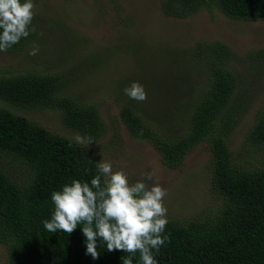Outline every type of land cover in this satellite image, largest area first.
Listing matches in <instances>:
<instances>
[{"label": "trees", "instance_id": "obj_1", "mask_svg": "<svg viewBox=\"0 0 264 264\" xmlns=\"http://www.w3.org/2000/svg\"><path fill=\"white\" fill-rule=\"evenodd\" d=\"M203 10H217L237 21L264 22V0L161 1V11L168 18L183 20ZM34 35L6 53L21 52ZM171 57L189 65L188 74L199 70L205 78L200 92L183 96L188 97L185 105L173 104L175 130L162 134L164 129L149 121V98L142 103L123 98V89L134 80L132 75L118 82L122 91L116 96L119 118L128 134L150 144L169 169L179 168L192 148L208 143L211 188L222 203L217 210L187 222L169 221L165 234L170 242L156 256L158 264H264V156L260 165L242 167L227 142L236 119L247 110L240 100L245 87L233 62L241 61L248 72L255 71L263 64L264 49L240 60L220 42L198 43L190 52ZM67 86L68 79L59 74H0V244L5 248V264H122L121 258L127 255L98 246L100 257L93 260L85 254L82 225L71 235L50 233L43 227L42 221L50 218L54 207L51 193L73 179L90 184L97 162L74 141L50 133L11 109L56 110L65 128L98 140L105 127L97 106L65 93ZM187 88L191 85L182 84L181 89ZM244 144L264 151V103ZM133 264H139L138 256Z\"/></svg>", "mask_w": 264, "mask_h": 264}, {"label": "rangeland", "instance_id": "obj_2", "mask_svg": "<svg viewBox=\"0 0 264 264\" xmlns=\"http://www.w3.org/2000/svg\"><path fill=\"white\" fill-rule=\"evenodd\" d=\"M161 1L34 0V38L19 53H0V74H59L68 79L65 93L84 104L96 105L105 127L103 136L85 150L97 163L111 161L113 171L123 167L133 182L141 179L142 173L153 172V181L167 190L164 204L168 220L179 223L211 213L222 203L211 188L209 144L192 148L179 168L165 167L157 151L145 141L133 139L122 124L116 100L122 92L118 82L132 75L133 82L142 84L151 100L149 121L154 127H162V134L173 132L177 124H173V104L185 105L193 90L200 92L205 87V78L199 70L188 74L185 69L189 65L177 63L171 56L190 52L198 43L220 42L235 58L245 59L248 53L264 49V22L232 20L217 10H203L183 20L168 18L161 11ZM33 43L39 46L35 56L29 55ZM93 58L98 60L95 64ZM233 63L245 87L240 100L247 110L233 125L228 149L240 166L254 168L261 164L264 151L244 143L264 103V60L249 72L241 61ZM184 83L191 88L181 89ZM186 94L187 99H183ZM123 98L128 97L124 94ZM11 110L75 142L77 133L62 125L58 111ZM5 262V248L0 244V264Z\"/></svg>", "mask_w": 264, "mask_h": 264}, {"label": "clouds", "instance_id": "obj_3", "mask_svg": "<svg viewBox=\"0 0 264 264\" xmlns=\"http://www.w3.org/2000/svg\"><path fill=\"white\" fill-rule=\"evenodd\" d=\"M35 15L34 0H0V53L35 32ZM38 52L39 46L33 43L29 55ZM123 92L138 103L147 99L139 82H132ZM74 139L84 149L94 143L90 136L77 134ZM153 177L148 171L133 182L123 167L113 171L111 161H99L90 184L73 179L51 193L54 207L50 218L42 221L43 227L50 233L71 235L82 225L79 229L85 238V254L93 260L100 257L99 246L108 252L126 253L122 264H133L137 256L139 264H158L156 256L170 237L165 234L169 223L164 204L167 190Z\"/></svg>", "mask_w": 264, "mask_h": 264}]
</instances>
